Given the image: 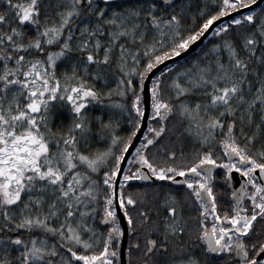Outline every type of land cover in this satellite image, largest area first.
I'll return each mask as SVG.
<instances>
[{"label": "snow or ice", "instance_id": "obj_1", "mask_svg": "<svg viewBox=\"0 0 264 264\" xmlns=\"http://www.w3.org/2000/svg\"><path fill=\"white\" fill-rule=\"evenodd\" d=\"M137 181L141 264H264V0H0V264H123Z\"/></svg>", "mask_w": 264, "mask_h": 264}, {"label": "flooded vegetation", "instance_id": "obj_2", "mask_svg": "<svg viewBox=\"0 0 264 264\" xmlns=\"http://www.w3.org/2000/svg\"><path fill=\"white\" fill-rule=\"evenodd\" d=\"M172 134V139H165L162 140L160 139L159 144L161 145H166L168 147H176L178 145L175 144V136L173 133ZM185 146L190 147L187 141H185ZM157 149L153 148L152 153H157ZM161 162H163L164 157L161 155L160 157ZM178 186H167L166 182H161V181H151V182H133L129 191L137 197L138 200L142 201V203H138L136 208H131V214L134 217V220L136 221V227L137 231L136 232H130L127 228L128 231V239H127V252H128V246L129 243L131 244H136L139 243L141 245V248L139 250H133V262L134 264H141V261L143 259V248L146 243L147 238H152V239H157V242L159 243L160 240L157 237L156 233H149L147 228H141L139 224V216H138V209H147V208H152L153 212V218H156V212L155 210L159 208L160 200L164 197L165 193L170 190H176ZM179 194V193H177ZM226 199V197H225ZM161 214H163V210L160 209ZM187 215H195V210L188 211L186 210ZM126 221V220H125ZM194 223V222H192ZM127 224V223H126ZM259 227V226H257ZM127 256V253H126ZM156 261V264H166L167 261L171 259L170 255L167 256H161L157 254L154 258ZM128 260V256H127ZM219 264H224V260L221 259L219 261Z\"/></svg>", "mask_w": 264, "mask_h": 264}, {"label": "water", "instance_id": "obj_3", "mask_svg": "<svg viewBox=\"0 0 264 264\" xmlns=\"http://www.w3.org/2000/svg\"><path fill=\"white\" fill-rule=\"evenodd\" d=\"M206 42V41H205ZM147 123L148 121L145 122V126L144 128H142V131H147ZM142 138V137H141ZM136 144V146H139V141H135L134 142ZM134 151V149L132 150ZM131 158V156H129V159ZM125 168L127 167V165L124 166ZM121 226L124 228L125 230V237H124V242H123V245H122V252L124 253L123 255V264H127V256H126V253H127V239H128V231H127V224H126V221L125 219L122 217L121 215Z\"/></svg>", "mask_w": 264, "mask_h": 264}, {"label": "trees", "instance_id": "obj_4", "mask_svg": "<svg viewBox=\"0 0 264 264\" xmlns=\"http://www.w3.org/2000/svg\"><path fill=\"white\" fill-rule=\"evenodd\" d=\"M210 38V37H209ZM205 43H207V41L205 42ZM114 99H119L118 97H114ZM173 137H172V134H171V132H169V133H166L163 137H161L160 139H162V140H165V139H172ZM101 147H103V145H101Z\"/></svg>", "mask_w": 264, "mask_h": 264}]
</instances>
